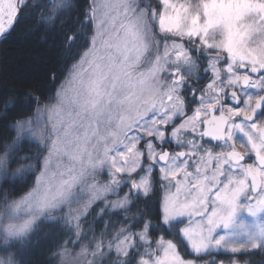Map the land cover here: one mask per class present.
I'll list each match as a JSON object with an SVG mask.
<instances>
[{"label": "snow or ice", "instance_id": "1", "mask_svg": "<svg viewBox=\"0 0 264 264\" xmlns=\"http://www.w3.org/2000/svg\"><path fill=\"white\" fill-rule=\"evenodd\" d=\"M67 7L0 0V39L44 25L64 62L52 93L0 92L5 132L33 108L50 130L0 264L45 243L60 264H264V0Z\"/></svg>", "mask_w": 264, "mask_h": 264}, {"label": "trees", "instance_id": "2", "mask_svg": "<svg viewBox=\"0 0 264 264\" xmlns=\"http://www.w3.org/2000/svg\"><path fill=\"white\" fill-rule=\"evenodd\" d=\"M80 2L82 0H65L68 6L66 15L74 16ZM37 11L39 12V9ZM49 14H51L50 10L45 13V15ZM56 23L58 24L59 21L57 20ZM50 36L51 32L46 31L45 26L41 25L40 29L28 39H25L24 35L17 31L0 40V92L14 89L39 90V92L44 93L55 91V87L59 85L63 77L64 62L56 56L54 50L48 49L47 42L41 39V37ZM32 49H37V51L33 52ZM53 73L58 77L55 83L51 80ZM34 113L35 108L32 109L30 116L32 117ZM29 118L27 115L23 117L24 120ZM14 141L16 142L15 147L10 151L11 157L8 164L12 173L7 176V181L3 179V176L0 178V199L6 202L12 201L27 192L32 187V179L39 170V167H36L37 163H34L29 169L19 172H17L16 167L12 168V165L20 159L19 156H27V158L34 156L39 159L37 154H40L36 141L35 143H28L23 139H16L15 128L8 132L0 128V157L4 154L6 147ZM14 178L15 182L21 186L10 192L9 189ZM40 235L43 236L44 233L42 232ZM47 248L48 244L45 243L31 254L29 258L32 264H56L55 260L48 261Z\"/></svg>", "mask_w": 264, "mask_h": 264}, {"label": "rangeland", "instance_id": "3", "mask_svg": "<svg viewBox=\"0 0 264 264\" xmlns=\"http://www.w3.org/2000/svg\"><path fill=\"white\" fill-rule=\"evenodd\" d=\"M100 2H103V0H100ZM63 78H64V76L62 77V79ZM31 119L33 120V124H32L33 132L27 133L26 137L23 140L25 142H28V143H35V141H36V143L40 149V154H37V155H39L38 156L39 159H36L34 156H31L30 158H27V156H24V157L19 156L21 160L18 159V161L12 165V168L16 167V170H18V169L19 170H27L34 163H37V161L39 160L41 167H39V170L36 173V175H38L41 171V168L43 165V160L47 156V146L49 143L48 133L50 130L45 127L44 121L48 120V114L47 113L44 114L40 123L36 122L35 113L31 117ZM49 128H50V125H49ZM15 130H16V128H15ZM16 139H17V130H16ZM14 143H16V142L14 141ZM14 143H12L11 145H13ZM35 146H36V144H35ZM1 157L4 158V163L2 166H0V178L4 175L5 170H6L7 176H9V174L12 173L11 167H8L9 159L11 157V152L9 150V146L6 147V150H5L4 154H2ZM24 159H26V160L23 161ZM32 187H33V185H32ZM31 188L27 192H25L23 195H21L20 197H18L16 199H13L12 201L9 200L6 202V201H2L0 199V244H3L7 238L5 228L7 227L8 224H21L25 220L29 219V215L26 214V212H27L26 207L22 206L21 208H19L17 210L16 205L19 201H21L25 198V196L28 194V192L31 190ZM73 207H76V205L74 204ZM13 211L15 214H13ZM69 251L72 252V256L75 257L76 252L79 251V247H77L76 249L73 250L71 245H69ZM205 259H207V258H205ZM55 261H56V264H60L59 259H56ZM70 264H71V262H70ZM85 264H86V261H85Z\"/></svg>", "mask_w": 264, "mask_h": 264}]
</instances>
